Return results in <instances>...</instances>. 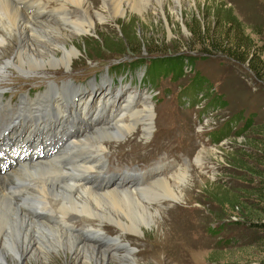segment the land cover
<instances>
[{
	"label": "rangeland",
	"instance_id": "obj_1",
	"mask_svg": "<svg viewBox=\"0 0 264 264\" xmlns=\"http://www.w3.org/2000/svg\"><path fill=\"white\" fill-rule=\"evenodd\" d=\"M52 1L57 0H43V9L40 10L36 5L29 6L36 4L35 0H20L15 4L31 21L42 20L47 15L50 16L46 18L49 22L64 28L69 25L60 19V12L55 13L59 7L69 6L77 17L84 13L83 8L72 6L65 0L52 7ZM104 3V0H90L93 13L104 12ZM163 7L149 3L148 10L144 12L129 8L116 18L107 12L102 16L96 14V27L85 35L74 36L69 44L78 51L70 67L47 69L42 74L32 75L8 65L9 71L0 79V89L7 101L15 96L14 102H18L25 94L37 97L50 84L61 88L63 84L75 83L84 97H90V110L106 95L108 87L115 95L119 88L127 86L134 90L135 95L140 92L141 97L143 94L152 97H145L152 103L151 119L147 116L145 104L137 103L140 99L136 97L138 109L146 113L144 120L153 121L150 135L137 130L126 139L107 142L104 153L107 169L119 171L136 165L147 170L161 161L180 163L170 173L169 169L165 170L166 175L158 173L152 179L147 175L142 177L140 186L134 184L125 188L132 190L143 204L159 210L158 223L146 228L144 233L123 232L106 220L85 218L94 227L102 226L100 229L108 236H119L123 244L129 245L128 249V246L110 241V244H98L99 249L108 250L112 256L135 258V261H119L117 257L112 261L111 256H107L109 260L106 258L100 264H261L264 260V229L253 224L259 219L249 221L245 216L241 217L240 211L246 206L233 209L224 204L223 199L238 194L248 206L254 201L257 206L264 207L263 201L254 198L251 192L263 185L264 167H261L259 180L251 178L247 170L228 163L229 159L236 160L246 153L236 152L245 143L253 144L258 138L259 142H264V0H184L182 6H178L175 0H166ZM71 30L64 31L73 35ZM102 34L109 35L116 42L120 38L126 42L129 39V45L138 52L130 51L131 54L127 53L124 58H117L118 53L99 46L102 43L98 39ZM87 38L88 42H85ZM179 55L189 56L194 62L180 70L178 66L157 60ZM137 57L148 60L142 67H131L123 74L120 71L116 74L109 68L120 60L129 62ZM104 83L106 86L98 85ZM79 93L76 91L77 97ZM120 96L124 99V93ZM194 100L195 105L190 106L188 102ZM30 101L27 98L20 103L19 109L26 116L31 114L28 109ZM110 108L117 112L124 107ZM35 115H42L47 125L57 117L52 109H43L42 113ZM27 121L30 120L26 118ZM78 122L81 128L74 133L77 137L93 125L92 121L90 124ZM231 122L234 124L230 128ZM249 122L251 127H248ZM20 125L24 126L23 121ZM99 126L103 125L98 123L92 127ZM240 131L243 133L239 134ZM219 132L225 137L217 141ZM89 140L93 141L92 138ZM252 150L262 154L264 162V152L256 148ZM7 153L11 154L10 151ZM4 162L6 160H0V165ZM183 169H186L187 178L179 188L182 192L179 201L162 197L159 203H153L146 199L148 194L149 197L164 194L158 183L159 177L170 179ZM134 181L129 178L125 184ZM250 192L252 198H249ZM121 209L116 208L118 211ZM20 264L97 263L77 261L71 257L68 261L65 257L56 261H36L26 257Z\"/></svg>",
	"mask_w": 264,
	"mask_h": 264
},
{
	"label": "bare ground",
	"instance_id": "obj_2",
	"mask_svg": "<svg viewBox=\"0 0 264 264\" xmlns=\"http://www.w3.org/2000/svg\"><path fill=\"white\" fill-rule=\"evenodd\" d=\"M17 1L20 0H0V79L9 71L8 65L32 75L42 74L47 69L68 68L78 53L74 46H69L70 42L74 36L85 35L96 27V14L102 16L107 12L116 18L129 8L144 12L148 10L149 3H158L164 8L166 0H104V12L95 13L90 0H65L72 6L84 9L80 17L72 14L67 5L57 9L55 13L60 12V19L65 25H69L66 28L49 22L46 18L50 16L47 15L39 21L29 20L23 10L16 6ZM59 1L61 0L52 1V7L60 5ZM175 2L182 6L184 0ZM35 3L29 6L36 5L38 10L43 9V0H35ZM65 29H73L74 34L70 35ZM76 91L81 92V88L74 83H69L68 86L63 84L61 88L59 85L50 84L37 97L25 94L18 102H14V96L12 101H6L4 91L0 89V160H6L0 165L2 264H20L26 257L36 261H56L62 257L68 261L71 257L77 261L90 260L97 264L109 258L112 261L117 260V257L119 261H135L133 257H116L108 250L99 249L100 244H110V241H115L117 245L123 243L119 236H108L100 229L102 226L94 227L85 218L101 222L106 220L123 232L135 235L144 233L146 228L158 223L159 210L143 204L134 196L132 190L125 189L133 185L126 187L124 184L118 191L115 186L112 187L109 174H94L93 165L81 152L97 148L104 153L107 142L126 139L137 130H142L144 135L149 136L153 128V121L149 120L153 117V107L149 100L152 97L144 94L141 97L139 91L135 95L134 90L127 86L119 88L115 95L111 87H108L105 90L106 95L96 107L97 112L90 114V100L82 102L83 98L77 97ZM121 93H124V99L120 96ZM136 97L140 100L137 101ZM27 98L31 100L28 105L31 114L26 116L19 107L21 101H26ZM136 101L145 104L149 119L144 120L146 113L138 109ZM119 105L124 107L121 111L115 112L114 108H110ZM43 109H52L57 113L56 119L49 125L43 118L34 117L32 114L42 113ZM102 113L109 114L112 123L107 116L103 126L93 128L92 125L81 136L74 135L81 128L78 120L88 123L96 120ZM26 118L30 121L26 122ZM22 121L24 126L20 125ZM9 151L11 154L7 153ZM60 164L63 166L59 167ZM158 171L163 173L160 169ZM150 172L153 173V169ZM186 176V169H183L170 179L159 177L158 183L164 194L158 193L151 197L148 194L146 199L153 203H159L162 197L179 201L182 194L179 188L186 183ZM118 207L122 209L116 210ZM44 210L48 212L45 214ZM76 222L83 223L78 228L79 233H70L62 226L77 228ZM106 239L108 242H105ZM123 245L129 249L128 244Z\"/></svg>",
	"mask_w": 264,
	"mask_h": 264
},
{
	"label": "trees",
	"instance_id": "obj_3",
	"mask_svg": "<svg viewBox=\"0 0 264 264\" xmlns=\"http://www.w3.org/2000/svg\"><path fill=\"white\" fill-rule=\"evenodd\" d=\"M219 8H217L218 10ZM133 21V19L131 20ZM130 23V22H129ZM134 23V22H133ZM109 35H104L103 34L99 37V41L102 43L101 45L99 44V46L102 49L105 50H110L109 52H116L118 53L119 57L117 58H124L125 56H127V53L129 54L130 51L135 52L138 50H135L133 47H131L130 44V40L128 39V41L126 42L123 38L119 39V41H114V39L108 37ZM85 42H88V38L84 40ZM151 51H153V49H151ZM100 52V51H99ZM131 54V53H130ZM137 54V53H134ZM148 59H144V58H134L131 61L127 62L126 59L125 60H120L118 63L116 64H112L109 66L110 69H113V71L117 74L118 71H120L121 74L123 73H127L131 67H142L143 65H145V61H147ZM157 60H161L162 64L165 62V64H171L173 66H178V69L180 68V70H183V68L185 67L186 64L188 63H192L194 62V60L189 57V56H185V55H179V56H175V57H171L168 59H158ZM234 122L230 123V128L233 126ZM248 127L252 126V123L249 122ZM228 126V127H229ZM255 128V126H253ZM239 134L243 133V132H238ZM223 137H225V135L221 134V132H219V136L216 139L217 141H220ZM259 139V140H258ZM255 140V142H253V144H244V147H240L236 152L237 153H243V151H245L246 153H244L240 158L234 160L233 159H229L228 163L235 165L239 168L245 169V171H248V174L250 175L251 178L256 177V179L260 180V176L262 175L260 173L261 167H264V162L263 161V155L260 153H255L256 151H253V148H256L257 150H260L261 152H264V142H259L260 138H258ZM250 146V147H249ZM252 149H248L251 148ZM255 150V149H254ZM262 158H261V157ZM264 170V169H263ZM263 186H264V182L263 185H261L260 188H256L253 189L251 192H253L254 194V198H258V200L263 201L264 203V192H263ZM249 195V198H252V195ZM223 203L228 205V207L230 208H236L237 206H243L245 205L246 208L245 210L242 209L240 211V216L244 217L245 219L251 221L252 219L256 218L259 219L258 222H253L254 226H257L261 229H264V207H259L256 205V203H254V201H251L249 206L247 205V201H244L243 199H241V195L238 194H234L233 197H231L230 199H223ZM244 208V207H243ZM244 219V220H245ZM261 264H264V260L261 261Z\"/></svg>",
	"mask_w": 264,
	"mask_h": 264
}]
</instances>
